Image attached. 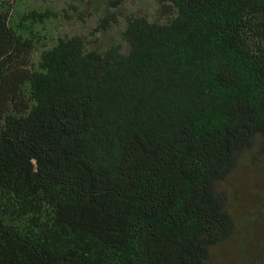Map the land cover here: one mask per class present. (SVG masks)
<instances>
[{"label":"trees","instance_id":"16d2710c","mask_svg":"<svg viewBox=\"0 0 264 264\" xmlns=\"http://www.w3.org/2000/svg\"><path fill=\"white\" fill-rule=\"evenodd\" d=\"M230 244L264 264V0H0V264Z\"/></svg>","mask_w":264,"mask_h":264},{"label":"rangeland","instance_id":"374dc122","mask_svg":"<svg viewBox=\"0 0 264 264\" xmlns=\"http://www.w3.org/2000/svg\"><path fill=\"white\" fill-rule=\"evenodd\" d=\"M152 1L153 0H148L149 5L152 6ZM96 26V23L94 22V19L91 18L89 20H87L85 23L82 24V30L84 32H89V33H94V28ZM95 34V33H94ZM256 176L257 174L250 170L246 164L242 163L240 168L238 169L237 172L234 173V175L232 176L233 178L231 179V182L237 183L239 185V187L241 189H247V188H252V185L259 186L261 185L257 180H256ZM238 197V195L236 196V198ZM255 233V237H258L260 235V233L257 230H254ZM263 252H264V245H263ZM232 246L231 244L228 245L224 250L221 251V253H219L218 258L216 263L217 264H232V260L233 257H231V254L233 255L234 253L231 251ZM246 260H248V258H251V254L250 253H246ZM234 261L235 264H238V259L236 257H234ZM243 264V263H242Z\"/></svg>","mask_w":264,"mask_h":264}]
</instances>
